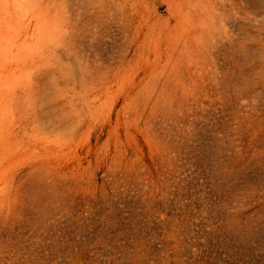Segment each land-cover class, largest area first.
<instances>
[{
  "label": "rangeland",
  "instance_id": "1",
  "mask_svg": "<svg viewBox=\"0 0 264 264\" xmlns=\"http://www.w3.org/2000/svg\"><path fill=\"white\" fill-rule=\"evenodd\" d=\"M162 215L264 264V0H0V264H163Z\"/></svg>",
  "mask_w": 264,
  "mask_h": 264
},
{
  "label": "built area",
  "instance_id": "2",
  "mask_svg": "<svg viewBox=\"0 0 264 264\" xmlns=\"http://www.w3.org/2000/svg\"><path fill=\"white\" fill-rule=\"evenodd\" d=\"M155 216L152 218L150 249L164 244L171 256L163 264H230L233 254L222 245V232L218 225L209 229L205 216ZM200 219V220H199ZM161 227L158 231L155 228ZM157 231V232H156ZM160 234L162 239H157ZM151 256L150 262L156 264Z\"/></svg>",
  "mask_w": 264,
  "mask_h": 264
}]
</instances>
